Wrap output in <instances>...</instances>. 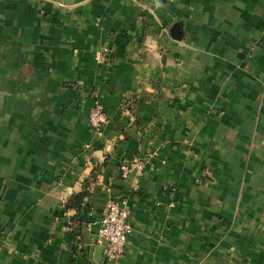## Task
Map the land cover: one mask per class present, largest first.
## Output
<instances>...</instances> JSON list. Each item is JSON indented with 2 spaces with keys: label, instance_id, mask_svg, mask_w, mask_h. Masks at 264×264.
Segmentation results:
<instances>
[{
  "label": "crops",
  "instance_id": "1",
  "mask_svg": "<svg viewBox=\"0 0 264 264\" xmlns=\"http://www.w3.org/2000/svg\"><path fill=\"white\" fill-rule=\"evenodd\" d=\"M110 200L119 264H264V0H0V264H103Z\"/></svg>",
  "mask_w": 264,
  "mask_h": 264
},
{
  "label": "built area",
  "instance_id": "2",
  "mask_svg": "<svg viewBox=\"0 0 264 264\" xmlns=\"http://www.w3.org/2000/svg\"><path fill=\"white\" fill-rule=\"evenodd\" d=\"M110 56L111 52L108 49H103L96 53L95 60L99 65H105L109 62ZM88 122L97 134L101 133L103 127L108 123L107 115L100 103L95 102L89 114ZM143 168V163L135 159L131 162L121 163L119 171L121 177L127 179L129 173L135 171L139 174ZM131 233L132 225L128 207L118 201H108L97 229V241L103 248V264H119Z\"/></svg>",
  "mask_w": 264,
  "mask_h": 264
},
{
  "label": "trees",
  "instance_id": "3",
  "mask_svg": "<svg viewBox=\"0 0 264 264\" xmlns=\"http://www.w3.org/2000/svg\"><path fill=\"white\" fill-rule=\"evenodd\" d=\"M82 197L83 195H80L74 198L76 207L80 204Z\"/></svg>",
  "mask_w": 264,
  "mask_h": 264
},
{
  "label": "water",
  "instance_id": "4",
  "mask_svg": "<svg viewBox=\"0 0 264 264\" xmlns=\"http://www.w3.org/2000/svg\"><path fill=\"white\" fill-rule=\"evenodd\" d=\"M160 1H162V0H160ZM176 29H177V28H176V26H175V29H174V30L176 31V38H175V39H180V36H181V35L179 34L180 32H178Z\"/></svg>",
  "mask_w": 264,
  "mask_h": 264
}]
</instances>
